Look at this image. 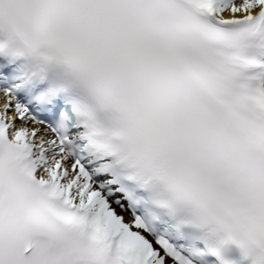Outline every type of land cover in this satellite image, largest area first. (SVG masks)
<instances>
[{"label": "snow or ice", "instance_id": "6c2138e0", "mask_svg": "<svg viewBox=\"0 0 264 264\" xmlns=\"http://www.w3.org/2000/svg\"><path fill=\"white\" fill-rule=\"evenodd\" d=\"M0 264H264V0H0Z\"/></svg>", "mask_w": 264, "mask_h": 264}]
</instances>
